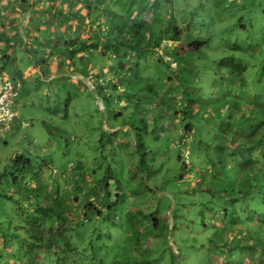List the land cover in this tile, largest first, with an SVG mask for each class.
Listing matches in <instances>:
<instances>
[{"label":"rangeland","instance_id":"rangeland-1","mask_svg":"<svg viewBox=\"0 0 264 264\" xmlns=\"http://www.w3.org/2000/svg\"><path fill=\"white\" fill-rule=\"evenodd\" d=\"M110 1L111 9L117 12L128 13L132 7L135 22L148 21L139 4L145 6L146 1L148 5L154 4L155 19L150 26L156 28L155 22L161 21L159 26L166 29L175 21L183 30V42L167 40L158 48L159 52L148 57L149 63L139 50L127 58L115 51L105 55L87 52L73 60L67 57L62 69L73 74L65 80L66 104L59 109H49L41 94L33 102L27 95L19 96L14 110L30 125L29 129L21 130L18 121L19 132L10 137L7 145L0 141V264L26 262L24 257L31 245L27 233L33 220L23 216L27 211L21 210L20 205L32 206L34 210L51 205L55 213L68 219L70 227L67 225L66 229L73 252L65 254L60 250L63 246L57 245L59 255L50 256L53 258L49 262L43 260L44 264H223L209 246L214 241V248L220 249V237L208 233L201 222L202 217L208 216L206 208L211 206L201 205L207 200L201 191V127L204 136L211 129L228 128L231 111L228 107L222 112L216 109L219 102L213 91L218 87L216 84L224 85L218 72L230 71L225 65L233 70L245 69L242 56L253 58L252 66L245 72L249 79L248 94H264L261 5L256 7V0H157L156 3L135 0V6L133 0ZM96 2L93 1L90 12L99 17L104 28L105 15L112 11L102 12ZM71 22L70 19L64 23L63 30ZM120 24L121 20L113 26ZM117 38L110 36L109 42L118 45ZM195 40L200 41L201 49L194 55L189 51L182 53L181 73L174 77L172 72L174 79L168 81L159 56L171 62L174 54L166 56L167 49L178 47L180 52L187 51L189 43ZM244 45H253L259 53H239L245 50ZM39 52H32V61H36ZM23 53L20 66L37 71ZM38 58L43 61L45 54L39 53ZM56 58L59 60L61 56ZM157 64L161 67L159 71ZM176 66L172 62V67ZM16 68L8 67L12 74L9 80L13 81ZM89 81L97 87H92ZM179 87L191 98L196 97L188 111L196 121L188 117L183 121L173 114L187 111L185 101L173 91ZM195 93L199 95L194 96ZM213 108L215 116L210 114ZM210 115L213 118H208ZM193 122L197 124L194 127L197 139L186 135V126ZM16 152L29 155L27 158L31 160L24 176L14 169ZM48 165L57 169V185L49 178ZM17 176L24 177V181H15ZM24 183L28 185L23 187ZM75 197L83 205L93 201L95 207L81 209ZM211 199L215 197L209 194ZM75 208H79L80 214ZM44 209L49 212V208ZM252 258L248 257L247 264ZM233 262L242 264L240 260Z\"/></svg>","mask_w":264,"mask_h":264},{"label":"trees","instance_id":"trees-1","mask_svg":"<svg viewBox=\"0 0 264 264\" xmlns=\"http://www.w3.org/2000/svg\"><path fill=\"white\" fill-rule=\"evenodd\" d=\"M93 1H45L47 7L42 10L43 16L50 17L56 14L60 18L63 17V24L70 21V19L72 21L79 19V21L84 22L87 17L89 20L93 17V23H89L95 29H90L89 37L84 38L81 34L80 38L78 37L76 41L73 40L71 43L73 46L70 51L71 55L86 54L94 51L105 55V53L115 51L117 55L120 54L127 58L131 52L139 50L142 57L149 63L148 57H152V53H155V51L159 52L158 48L167 40L183 42V30L180 29L175 21H172L170 27H166V29H161L159 26L161 21L158 24L155 22L156 28L150 26L155 19V16L153 17L154 4L148 5L147 1L145 6L139 4L143 7L142 16L148 21L135 22L137 17L131 16V14L135 13L132 7L128 13L124 11L117 12L111 9L112 1L97 0L96 3L102 7V12L112 11V13L105 15L107 22L103 28L99 24V17L91 16L90 11ZM133 2L134 4L132 5L135 6V0ZM254 5L256 7L261 5V13L264 15V7H262L264 0H256ZM86 10H88L87 14ZM117 15L119 16L118 18ZM119 20H121L119 27L113 26V23ZM74 27L73 25L67 27L66 32L70 34V30L73 31ZM75 28L76 32L79 33L81 30L80 23ZM101 32H104V35H100ZM116 35L118 36L116 41L118 42L119 40V44H111L109 42L110 36L115 37ZM261 35L264 37V31ZM262 43L264 45V39ZM200 46V41L195 40L189 43V50L187 51L183 49L184 51L180 52L178 47L171 50L167 49L166 56L171 57L168 54L170 52L174 54L171 57V62L165 61L164 56H159L160 64H164L166 67L165 77L168 81H173L176 73H181L180 68L181 63H183L179 61L181 54L189 51L194 55L201 49ZM244 48L245 50L239 53L248 51L259 53V50L254 48L253 45H244ZM132 57L134 56L132 55ZM242 57L245 69L243 67V70H233L230 66L225 65L230 71L221 70L218 72L223 76L224 85L216 84L218 89L216 88L213 91L216 100L219 102V106L216 109H221L220 112H222L228 107L231 111L230 117H227L229 118L227 120L228 128L223 131L214 128L204 136L202 135L203 127H201V191L207 195V200L202 202L201 205H211L205 211L209 217H202L201 222L205 230L210 231L208 233L212 232L220 237L218 241L221 246L220 249L214 248V241L209 246L211 251L222 259L223 264H235L233 260H240L242 264H247L250 255L253 258L249 264L255 262L264 264V94H262L263 96L248 94L247 84H249V79L245 72L252 66L251 60L253 58ZM192 60L194 61V59ZM172 62L177 63L176 68L172 67ZM224 64H226V61H224ZM159 66L157 64V71L161 68ZM191 66L189 64V69ZM172 72L174 77L170 75ZM176 81L178 82L179 80ZM168 84L171 85L172 82ZM173 91L178 92L179 96L187 104L185 113L181 110L175 111L173 114L182 118L183 121H186L187 117L193 119L194 115L188 111L194 106V98L196 97L191 98L190 94L181 92L180 87L173 89ZM149 92L152 93L151 89H149ZM197 94L193 95L196 96ZM216 109L213 108L210 114L215 116ZM211 115L208 118H213ZM216 118L225 121L222 116H216ZM201 120L204 121L203 119ZM193 121L196 120L193 119ZM196 125L194 122L193 125H187L185 129L186 135L197 139L194 133ZM27 164L31 165V160H27L25 157H16L13 160L14 169L19 172L25 171ZM1 176L4 177L5 175ZM195 176L197 177L198 175L196 174ZM209 194H212L215 200H209ZM74 201L77 205H80L77 197H75ZM92 202L89 201L86 205H83L84 209L95 207ZM19 207L21 210L27 211L23 212V216L33 220V225L29 226L31 231L27 233L31 245L27 250L28 255L24 257L26 262L23 260L21 264H44L43 260L45 262L51 261L53 257L51 258L50 256L59 255L60 251L57 245L63 246V248L60 247V250L65 254L73 252L74 248L70 247L69 244L71 239V237H68L69 230L66 229V226L69 225V223L67 224L66 215L55 213L51 205L48 207H45V205L38 206L35 210L32 209V206L25 207L20 205ZM44 208H49V212H46ZM210 215L212 216L210 217ZM36 217L39 219H36ZM157 220L154 222V226H156ZM36 254H38L37 258L35 257Z\"/></svg>","mask_w":264,"mask_h":264},{"label":"crops","instance_id":"crops-1","mask_svg":"<svg viewBox=\"0 0 264 264\" xmlns=\"http://www.w3.org/2000/svg\"><path fill=\"white\" fill-rule=\"evenodd\" d=\"M45 1L46 0H0V89L1 85L9 81V79H11L10 77H12V74L8 71V67L11 65L17 67L13 80L20 81L22 85L18 98L22 96V94L27 95L29 100L33 102L38 95L41 94L45 101V105L52 110L54 107L59 109L60 106L62 107L66 104V102H64L66 97L64 98L63 96L67 95V93L65 92L66 90L63 91V87L65 85L64 83L67 82L65 80L71 79L72 77L70 75L73 74L72 72H65V70L62 69V66H64L63 62H65V59L69 56L73 60L78 55H86L83 53L71 55L70 51L73 48L71 43L73 40L76 41L78 37L80 38L81 34L84 38L89 37L90 29H94V26L92 25L91 27L89 22L93 23L94 20L93 17H91L90 20L87 17V20L84 22L76 19V21L71 22V25L76 27L80 23L81 30L78 33L74 27L73 31L70 30V34H68L66 28L63 30V17L60 18L56 14L50 17L43 16L42 10L47 7ZM33 23L36 24L33 25ZM40 32H45L46 35L42 36ZM100 35H104V32H101ZM63 38L64 41L62 43ZM68 38L69 41H67ZM41 40L44 41L43 44ZM36 51H40V54L42 52L45 54L43 61L38 58L39 53L35 56V58H37L36 61H32L34 58L32 52ZM21 52H24L23 57L26 56V58L30 59L36 65L35 68H38L37 71H34L32 67L26 66L22 68L20 66ZM57 55L61 56L59 60H56ZM98 81L100 82L101 79L99 78ZM26 83H29L28 88H26ZM89 83L92 87H97L95 82L89 81ZM16 112L18 113V110H16ZM18 121L20 122L21 130L29 129V121H22L18 113L15 121H13L12 129L3 133L0 136V141L3 140L7 145L10 141V137L13 138L16 135V131L17 133L19 132ZM51 135H53V132ZM50 145L51 142L49 143V146ZM53 148L56 149L54 145ZM29 153L30 151H27V154ZM28 156L16 152L14 154V159L16 157H25L27 160H30L27 158ZM29 166L30 164H27L25 171L22 172L23 176L28 172ZM47 171L51 172L49 178L52 184L57 185L55 180L57 169H53L51 165H48ZM19 179L24 181V177L20 178L18 176L15 178V181ZM64 182L68 183L66 178ZM24 184L23 187L28 185V183ZM77 207L84 209L83 204L77 205ZM79 208H75L77 214H80Z\"/></svg>","mask_w":264,"mask_h":264},{"label":"built area","instance_id":"built-area-1","mask_svg":"<svg viewBox=\"0 0 264 264\" xmlns=\"http://www.w3.org/2000/svg\"><path fill=\"white\" fill-rule=\"evenodd\" d=\"M22 88L20 81L9 80L1 85L0 89V136L11 130L13 120L18 116L14 110L15 100Z\"/></svg>","mask_w":264,"mask_h":264},{"label":"clouds","instance_id":"clouds-1","mask_svg":"<svg viewBox=\"0 0 264 264\" xmlns=\"http://www.w3.org/2000/svg\"><path fill=\"white\" fill-rule=\"evenodd\" d=\"M14 81V80H13Z\"/></svg>","mask_w":264,"mask_h":264}]
</instances>
